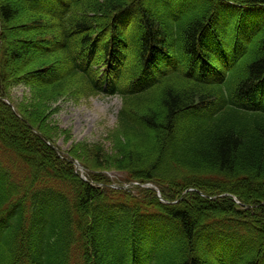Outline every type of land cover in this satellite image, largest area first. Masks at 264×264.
Segmentation results:
<instances>
[{
    "label": "trees",
    "instance_id": "trees-1",
    "mask_svg": "<svg viewBox=\"0 0 264 264\" xmlns=\"http://www.w3.org/2000/svg\"><path fill=\"white\" fill-rule=\"evenodd\" d=\"M226 1L247 7L16 0L17 8L0 0V264H218L211 248L239 230L246 249L238 264H264V216L228 219L230 200L210 199L222 188L264 212V34L256 42L233 35L225 20L238 14L235 24L246 30L248 6L264 0ZM108 46L118 81L108 92L122 99L123 139L112 161L98 150L86 159L130 182L154 183L169 202L187 188L208 198L190 194L156 213L154 191L95 189L43 142L52 140L42 129L53 104L99 91L90 61L101 49L106 60ZM13 127L22 135H10ZM70 155L102 171L82 160L86 153Z\"/></svg>",
    "mask_w": 264,
    "mask_h": 264
},
{
    "label": "rangeland",
    "instance_id": "rangeland-1",
    "mask_svg": "<svg viewBox=\"0 0 264 264\" xmlns=\"http://www.w3.org/2000/svg\"><path fill=\"white\" fill-rule=\"evenodd\" d=\"M14 7H17L16 0H4ZM12 24H8L10 26ZM9 36H12L11 32L7 31ZM13 38V37H12ZM12 43V42H11ZM10 44V43H9ZM22 88H16L12 95L14 98L21 99ZM53 107H56L55 112L49 113L47 121L43 124L44 131L47 135L56 142L61 153L65 151H76L79 155H85V158L78 157L96 170H115L114 168L101 166H93L91 161L86 159L89 151H101L104 155L105 161H112L115 159L114 151L112 150L118 143L122 141L120 135L117 134L116 129L117 113L121 107V102L118 99L106 98V97H92L88 99L84 98H61ZM19 136L22 135V131L13 127L10 131V135ZM60 156V155H59ZM59 159V158H58ZM72 168H75L72 165ZM83 175L82 172H79ZM114 174H108L111 180L114 179ZM119 176V175H117ZM120 177V176H119ZM191 189V188H187ZM222 191H229L219 188ZM240 204L232 203V209L225 214L228 219L238 220H255L264 216L263 208L261 212L256 207L245 201L240 195ZM160 206H153V202L150 199H146L148 203L151 202L149 209L156 213H163V207L166 203L161 199L156 198ZM153 201V200H152ZM229 200L225 201V204ZM214 215V214H213ZM212 215V216H213ZM235 238L230 241L219 240V244L225 246L229 257L235 255V251L238 249V241L236 234Z\"/></svg>",
    "mask_w": 264,
    "mask_h": 264
},
{
    "label": "bare ground",
    "instance_id": "bare-ground-1",
    "mask_svg": "<svg viewBox=\"0 0 264 264\" xmlns=\"http://www.w3.org/2000/svg\"><path fill=\"white\" fill-rule=\"evenodd\" d=\"M234 220H237V219H234Z\"/></svg>",
    "mask_w": 264,
    "mask_h": 264
}]
</instances>
